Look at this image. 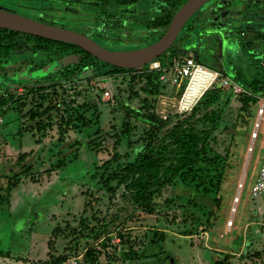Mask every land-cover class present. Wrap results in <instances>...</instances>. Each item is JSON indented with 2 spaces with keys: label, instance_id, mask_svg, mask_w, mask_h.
<instances>
[{
  "label": "rangeland",
  "instance_id": "obj_1",
  "mask_svg": "<svg viewBox=\"0 0 264 264\" xmlns=\"http://www.w3.org/2000/svg\"><path fill=\"white\" fill-rule=\"evenodd\" d=\"M166 1L172 4L170 7L173 8V18L187 2ZM140 5L142 8L138 10ZM162 7H165L164 2L145 0L130 6L124 14L126 18L166 15ZM245 8L250 11L249 18L254 15L250 25L258 27L259 30L258 24L262 19L258 11L259 8H264V0H217L196 13L198 16L195 15L194 22L197 32H191L185 46L189 48H182L181 43L175 42L162 61L168 63L173 56L181 59L192 57L191 48L199 44L206 58L199 60L200 64L225 72L229 78H235L236 73L239 75L237 84L251 83L253 78L263 73V64L260 62L264 61L258 62V58L260 54H264V38L254 39V32L249 31L246 25L238 28L239 32H233L235 29L228 30L229 34H225V30L221 31L223 34L219 33L218 30L221 26L232 27L236 21L231 20ZM135 10L138 11L137 14ZM227 11H230V14H226ZM230 16L234 17L230 19ZM80 17L81 14H78L76 19ZM192 25L188 31L193 28ZM166 30L167 28L148 33L144 40L137 36L129 47L125 46L126 50L119 48L117 44H108V50L130 51L150 46L160 40ZM240 30L246 34H242L241 38L238 34ZM216 31L224 37L223 39L227 36L235 38L222 40L215 34ZM31 53L28 47L15 48L7 57L6 67L1 66L4 61L0 62V100L4 104L0 109V167L15 163L21 154H26V162L32 165L31 176L21 178L20 185L10 194L7 192L6 181L0 180V195L9 194L11 201L24 186L35 196L32 212L25 209L29 206L26 201L21 208L18 206V211L22 214L18 213V219L15 224L13 222L14 227L6 219L0 222V264H54L55 260L65 255L68 259L63 264H88L86 253L90 247L98 251L96 264H167L164 261L166 255H171L174 264H231L238 258L240 264H264L261 236L264 194L254 199L250 196L251 187L264 158V120L260 124L258 139L253 144V153L250 152V137L257 122V103L248 108L233 96L230 98L224 110L223 122L214 133L211 151L207 154L210 165L205 162L201 164L209 176L206 175L194 183L175 181L157 198L158 208L155 214L136 212L127 223L113 226L108 230V234L97 241L92 238V233L102 231L101 224L109 220L108 215L116 213L121 207L127 209V205L120 200L121 192L112 199L116 206L110 205V194L105 187V171L109 165L104 166V163L111 161L115 154L121 159L118 163L110 164L111 169H115L119 163L133 161L142 148L137 141L146 127L131 120V138H124L116 144L114 135L119 134V129L128 121L116 103L117 96L127 99V75H115L105 80L100 77L90 80L81 76L82 79L77 80L74 85H65L58 89L57 95L50 91L48 99L52 102L47 99L43 104L37 102L35 94L20 85L28 79L26 74L29 73L25 67L30 64L28 62L32 59ZM31 70L35 73V68ZM162 89L156 114L160 118H168L176 113L174 104L178 89ZM105 92L110 94L109 102L102 100V93ZM128 102L133 107L140 106L137 100ZM58 105L61 106V112H68L72 116L74 126L69 129L64 141L60 138L59 121L47 120L45 117L38 128L39 120H31L36 110L42 113L46 108ZM57 114L54 112L52 118H58ZM87 122L89 123L86 124ZM238 131L246 138V142L241 139L239 145L247 144L248 151L243 156L240 152L236 153L238 161H230L232 170L226 173V180L218 191L211 187L210 179L216 176V171L222 169L221 160L227 155L232 139ZM93 140L98 143L95 150L89 146ZM72 146L79 148L74 154L75 159L68 161L64 168L58 169L59 156L70 151ZM205 189H210L211 194L206 195ZM239 190L240 203L236 207L234 226L232 231H228L227 221L232 214L233 199ZM217 198L222 199L220 209L215 204ZM4 204L6 203L0 204V219L4 218V215L7 217L9 208ZM128 209L130 210L129 207ZM217 209L221 212L216 211ZM214 214L217 215L216 220ZM122 215L125 219L126 214ZM84 219L87 220L83 225ZM27 225L32 230L21 231ZM87 225L89 227L85 233L89 238L82 239L81 229L83 227L85 231L84 227ZM56 227L58 232L52 236ZM20 232L25 233L26 236H22L21 240L24 244L28 241V253L31 251V254H35V259L22 256L21 253L15 254L23 249L18 239L13 240ZM31 235L32 238H29ZM50 240L53 242L51 249ZM155 243L160 244L161 252L152 248ZM102 244L105 247H102ZM159 252V256L149 257ZM142 254L146 256L142 257Z\"/></svg>",
  "mask_w": 264,
  "mask_h": 264
},
{
  "label": "trees",
  "instance_id": "obj_2",
  "mask_svg": "<svg viewBox=\"0 0 264 264\" xmlns=\"http://www.w3.org/2000/svg\"><path fill=\"white\" fill-rule=\"evenodd\" d=\"M172 9L169 6L165 10V16L147 19L144 24L146 30L154 31L168 28L173 18V15H171ZM119 21L113 24L114 27L121 28ZM185 30L186 28L181 35ZM190 32H192V28ZM180 39L181 37L177 39L176 43ZM189 39L190 36L183 40L184 47ZM5 45H8V47H5ZM17 47H29L32 49L33 54H35V62L33 64L30 63L31 69L35 68V73L28 78L29 80L26 79L23 85L24 89L35 94L37 102L42 103L46 99L52 102L48 99L50 91L57 95L56 91L58 89L65 85H74L77 80L82 79L81 76H85L90 80L99 77L105 80L115 75L128 76L127 99L124 100L119 96L116 97L118 108L123 112L125 119L128 120L119 129V134L116 133L114 135V139L117 140L116 144L118 145L124 138H131V130L129 129V122L131 120L142 123L146 129L137 141L142 145V148L133 161L123 164L119 163L115 169H111L110 164L118 163L121 159L118 154H115L111 161L104 163V166L109 165L105 171L107 177L105 187L110 194V205L116 206L113 200L121 192L120 200L127 205V209L121 207L116 210V213L108 215L109 220L107 222L103 221L101 224L102 231L100 233H92V238L97 241L103 235L108 234V230L113 226L117 227L118 225L127 223L136 212H143L148 215L155 214L158 208L156 204L157 198L175 181L181 180L182 182L194 183L206 177L208 171L201 164L205 162L210 165L211 161L208 159L207 154L211 151L210 147L214 141V133L223 122L224 110L230 98L233 96L241 105H247L249 108V106L256 105V96L262 93L264 87L263 71L261 75L253 78L249 84L239 82V85L250 95L243 94L235 97L232 95L233 93H231L230 89L214 88L205 94L191 113L183 116L173 114L169 115L166 120H162L156 114L158 98L162 95L163 91L158 73L137 72L133 69L115 67L95 58L84 49L72 44L22 35L13 31L0 30V57L2 58L6 55L7 58L13 49ZM168 53L169 50L157 60H162ZM40 57L42 58L41 60L39 59ZM238 76L235 75V78L231 79L236 83V80L238 81L239 78ZM132 100H137L140 106L133 107L128 102ZM42 104L40 105L41 107ZM3 106L4 104L0 100V109ZM60 109L61 106L58 105L50 106L42 113L36 110L31 120H39L38 128L42 125L45 117L48 118L47 120L53 119L59 121L60 138L64 141L69 129L74 128V126L72 125V116L68 112H61ZM54 112L59 114H57L58 118H52ZM78 119L82 120V118ZM241 139L245 140V135L238 131L232 139L227 155L221 160L220 165H222V169L216 171V176L210 179L211 187H215L218 191L226 180V173L232 170L230 161L238 159V156L236 158V153L240 152L243 156L248 151L247 144L246 146L239 145ZM89 146L92 150H95L98 147V143H95L93 140L89 143ZM71 148L70 151L59 156L57 160L58 169L64 168L68 161L75 159L74 154L78 152L79 148L75 146ZM26 159V154H21L15 163L1 165L0 167V180L6 181L7 192L9 194L14 189H17L21 183V178H29L32 174V165L26 162ZM203 184L201 183V185ZM204 193L209 195L211 191L210 189H205ZM9 194L0 195V204L4 202L9 205ZM221 200V198H217L215 201L218 209H220ZM218 209L216 211L221 212ZM122 214H126L125 219L122 218L124 216ZM216 216L214 214V220L217 219ZM86 220L82 221L83 225ZM88 227L89 225L84 227L85 231H83L82 227L80 234L82 239L89 238V235L85 233ZM57 232L58 227L53 229L52 236H55ZM49 244V249H51L53 242L50 240ZM102 247H105V245L102 244ZM152 248L160 250V252L162 251L158 243H155ZM160 252L153 253L149 257H157L160 255ZM97 256V249L90 247L86 253L88 264H96ZM144 256L146 255L142 254V257ZM67 259V255H65L55 260L54 264H63ZM164 261L167 264H174V259L171 255H166Z\"/></svg>",
  "mask_w": 264,
  "mask_h": 264
},
{
  "label": "flooded vegetation",
  "instance_id": "obj_3",
  "mask_svg": "<svg viewBox=\"0 0 264 264\" xmlns=\"http://www.w3.org/2000/svg\"><path fill=\"white\" fill-rule=\"evenodd\" d=\"M144 1L145 0H114V1L112 0H0V9L17 13L19 15L34 19L43 24H48V25L50 24L51 26L80 33L94 40L95 42H97L106 49H110V47L108 48L107 46L108 44H113V45L117 44L119 48H124V50H126L125 46L129 47L135 37L139 36L144 40L146 39L148 33L162 30L159 29L154 31H148L146 30L144 24L147 19L162 17L165 15L162 16L145 15V16H141V18L140 17L126 18L124 14L125 10H128L130 6L131 7L134 6L137 2H144ZM158 1L164 2L165 7H162L163 13H165V10H167L169 6H172V4L168 3V1L166 0H158ZM216 1L217 0L210 2L208 6H210V4H214ZM228 1L231 2L232 0H225V2ZM141 8L142 7L140 5L138 10ZM249 12H250L249 9L245 8L237 16L235 17L230 16L229 17L230 19L234 17V19H232L231 21H236V23H233L232 27L221 26L218 29L219 33H222L221 31L225 30L226 31L225 34L227 33L229 34V32L227 31L228 30L233 31V29H235L233 32H237L238 28L240 29L241 26L246 25V28L249 31H251L252 33L254 32L253 33L254 39H256V37L264 38V8H259L258 11V13L260 12V19H262L263 21V22L261 21L258 24V26L260 27L259 30L258 27L255 28L253 25H250L249 22L253 23L254 15L253 14L250 15L251 17L249 18L248 17ZM135 13L137 14L138 11L136 12L135 10ZM225 13L230 14V11H227ZM78 14H81V17L79 19H76V16ZM196 16H198V14ZM196 16L194 15V17L186 25L185 27L186 30L183 33L181 39L179 40V43L182 44V48H186L184 47L183 40H185L186 37L190 36L191 34V32L188 31L189 26L193 24L192 32L194 33L197 32L196 24L194 22V20H196L195 19ZM118 21L120 22L121 28L114 27L113 25ZM130 29L132 30L131 32L128 31ZM219 33L216 31L215 34H217L222 40H225L226 38H230V37L235 38L233 36H227L225 39H223L224 37L221 36ZM238 34H240L239 38H241L242 34L244 35L245 33L242 30H240V33ZM195 45L191 48L190 52L192 53L193 59L196 62L198 61L199 63V60L205 58L203 56L204 52L201 45L199 44L196 46ZM6 46L8 47V45H5V47ZM17 49H23V47L21 48L17 47ZM30 50L32 51V49ZM10 55L11 53L9 54V56ZM31 58L32 59L28 63L33 64L35 62V54H33V51L31 53ZM3 61L4 64H2L1 66L6 67L7 65L6 55L2 58L0 57V62ZM224 65L227 67L226 62ZM26 68H27V73H29L26 74V76L28 75L27 78H30L31 75L32 76L34 75V72H32L31 70V64H28L25 67V69ZM24 81L20 83L22 88H24L23 85Z\"/></svg>",
  "mask_w": 264,
  "mask_h": 264
},
{
  "label": "built area",
  "instance_id": "obj_4",
  "mask_svg": "<svg viewBox=\"0 0 264 264\" xmlns=\"http://www.w3.org/2000/svg\"><path fill=\"white\" fill-rule=\"evenodd\" d=\"M173 57L168 63H164L162 60L156 59L135 71L156 72L160 75L159 82L162 87H174L178 89L174 104V109L176 111L175 114L177 115H187L191 113L200 103L205 94L214 88L230 89L235 97L243 94L250 95L242 88L241 85L235 83L231 78L226 76V73L224 72L212 70L205 65L196 62L189 56L184 59ZM259 61H264V54H260L258 62ZM260 63L263 64L262 69L264 71V62ZM263 94L264 87L262 89V93L256 96L257 122L254 124V130L252 131L250 137L251 153H253V144L258 139L260 124L264 120ZM102 100L109 102L111 100L110 94L108 92L102 93ZM160 113H162V111ZM161 119L166 120L167 116H163ZM242 189L243 185L240 186V190ZM240 190L233 199L232 214L227 221L228 231H231L234 226V215L237 213L236 207L240 203ZM262 194H264V158L256 180L251 187L250 196L254 199ZM261 236L264 244V221L261 223Z\"/></svg>",
  "mask_w": 264,
  "mask_h": 264
},
{
  "label": "water",
  "instance_id": "obj_5",
  "mask_svg": "<svg viewBox=\"0 0 264 264\" xmlns=\"http://www.w3.org/2000/svg\"><path fill=\"white\" fill-rule=\"evenodd\" d=\"M212 1L214 0H188L175 14L160 40L150 46L130 51L108 50L80 33L43 24L4 9H0V30L72 44L107 64L137 70L164 55L194 15Z\"/></svg>",
  "mask_w": 264,
  "mask_h": 264
},
{
  "label": "crops",
  "instance_id": "obj_6",
  "mask_svg": "<svg viewBox=\"0 0 264 264\" xmlns=\"http://www.w3.org/2000/svg\"><path fill=\"white\" fill-rule=\"evenodd\" d=\"M235 75H237V74L235 73ZM34 198H35V196L31 192V190L26 189V188H24V186H22V188L12 197V199L10 201V204L8 205L9 209H7L8 210V212L6 213L7 217H5V215H4L3 216L4 218H1L0 222H3L6 219L14 227L15 221L18 219V216H19L18 213H20V215L22 214V212H19L18 209H20L22 207V205L24 204V201H26V204H29V206H26L25 209L28 212L29 211L32 212L34 204H35ZM18 206L20 208H18ZM28 212L26 213V215H28ZM25 218H28V217H25ZM13 222H14V224H13ZM232 229H231V231H232ZM28 230H32V229H30L29 226L27 225V227L22 228L21 231L26 232ZM15 232H16V230L14 228L13 233H15ZM22 236L25 237L26 236L25 233L22 234V232H20V233L16 234V237L15 236L13 237V240L14 239H18L20 241V245L23 248L22 252H16L15 254L21 253L22 256L25 255L28 258L31 257V259H35V254H31V251H29V253H28V241L24 244V242H22V240H21ZM27 237H29V236H27ZM29 238H32V235ZM234 255L237 256V254H234ZM230 262H232V261H230ZM231 264H240L239 258L236 259V260L234 259Z\"/></svg>",
  "mask_w": 264,
  "mask_h": 264
},
{
  "label": "clouds",
  "instance_id": "obj_7",
  "mask_svg": "<svg viewBox=\"0 0 264 264\" xmlns=\"http://www.w3.org/2000/svg\"><path fill=\"white\" fill-rule=\"evenodd\" d=\"M192 58V57H191Z\"/></svg>",
  "mask_w": 264,
  "mask_h": 264
}]
</instances>
